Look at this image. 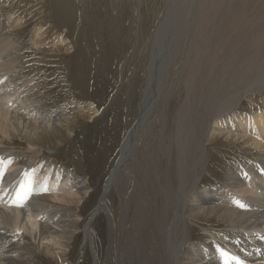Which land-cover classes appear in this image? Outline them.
Wrapping results in <instances>:
<instances>
[{
    "label": "bare ground",
    "instance_id": "1",
    "mask_svg": "<svg viewBox=\"0 0 264 264\" xmlns=\"http://www.w3.org/2000/svg\"><path fill=\"white\" fill-rule=\"evenodd\" d=\"M233 3L182 0L178 5L181 15L174 27V55L162 74L156 100L149 102L151 109L146 100L140 106L102 194L81 229L91 242L88 223L100 212L106 214L107 264H264V110L229 115L247 92L264 88V13L259 9L262 14L251 17L253 7L242 13ZM20 20L16 18L12 26L0 22V264H30L38 253L63 263L71 247L68 241L78 236L76 224L82 216L65 210L70 204L78 206L87 190L76 174H66L59 182L58 169L36 161L40 150L34 143L43 134L53 135L66 119V111L44 109L34 98L30 81H23L16 71L21 55L10 30ZM38 37L35 28L32 39ZM222 130L228 134L223 136L227 141L249 147L254 150L250 156L258 159L251 164L245 160L237 168L227 166L221 184L210 187L201 184L212 162L208 144ZM18 144L26 145L25 149ZM22 156L28 158L25 165L19 161ZM112 187L121 200L116 248L111 207L105 204ZM205 217L210 224L223 223L234 232L220 242L205 237V244L209 240L213 247L195 245L190 241L192 226L204 223Z\"/></svg>",
    "mask_w": 264,
    "mask_h": 264
},
{
    "label": "rangeland",
    "instance_id": "2",
    "mask_svg": "<svg viewBox=\"0 0 264 264\" xmlns=\"http://www.w3.org/2000/svg\"><path fill=\"white\" fill-rule=\"evenodd\" d=\"M92 1L0 0L1 23L8 22L12 26L16 18L21 19V23L10 30V37L20 49L18 53L21 55L15 66L16 71L19 75L22 74L23 81L28 80L30 81L28 85H33L31 90L35 92L34 98L44 109L51 108L50 110L53 111L59 107L66 111L64 117L66 119L59 124L57 131L50 136L43 134L39 141L36 140L34 143L40 150L36 161L42 167L58 169L61 174L56 181L59 182L62 181L60 177L66 174H76L75 178L84 182L87 190V193L81 196L78 206L70 204L65 210L79 212L82 215L79 223L76 224L78 236L76 234L68 241L71 247L65 257L66 263L57 262L44 253H38L33 256L30 264H94V259L96 264H107L105 246L108 240L109 220L106 214L100 212L88 223L92 244L83 237L81 229L89 220L102 194L110 171L118 159L122 140L135 123L140 106L146 100L151 109V104L158 94L162 74L174 55V27L180 19L181 11L178 5H181L182 0H94L93 3ZM231 1L234 2L233 4L237 3L235 6L241 9L242 13L250 11L249 8L253 7L256 12L253 10L249 13L251 17L264 13V0ZM191 13L190 15L194 16L195 10H191ZM8 14L10 17L6 20ZM159 23L161 29L157 26ZM35 28H38L39 37L32 39ZM187 43L190 41L188 40ZM154 46H157L156 50ZM186 48L190 47L187 45ZM161 49L165 52L160 51ZM186 54L185 51V56ZM158 69L159 71L155 72ZM257 87L260 86L255 88ZM23 89L27 91V85ZM263 91L264 88L259 93L247 92L241 104L231 109L229 115L232 117L236 114L250 115L254 111L264 110ZM226 133L223 130L219 131L208 144L212 162L208 166L207 173L204 174L201 183L203 185L218 186L222 181V171L227 166L237 168L246 161L251 164L258 159L257 156L251 157L254 150H248L249 147L243 148L238 142L237 144L232 140L227 141L223 137L228 136ZM18 146L21 150L26 147L24 144ZM19 161L25 165L28 158L22 156ZM129 181L128 188L132 180ZM111 190L106 194L105 204L111 207L116 248L119 232L117 218L121 200L117 190L113 187ZM113 206L117 211H112ZM206 218L203 219L205 224L201 221L200 224L195 223L192 226L190 241L195 245L205 244V237L209 240L215 238V242H220L219 239L222 237L228 240L227 238L234 232V229H226L223 223L219 226L216 222L210 224L207 222L209 219ZM205 231H209L211 235L206 234ZM209 240L205 245L213 247L215 243H210Z\"/></svg>",
    "mask_w": 264,
    "mask_h": 264
}]
</instances>
